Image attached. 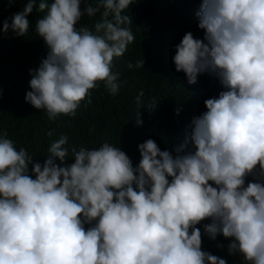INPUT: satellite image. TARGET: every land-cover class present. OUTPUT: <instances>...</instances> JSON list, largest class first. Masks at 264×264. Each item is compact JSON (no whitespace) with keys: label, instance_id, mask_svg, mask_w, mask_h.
<instances>
[{"label":"clouds","instance_id":"obj_1","mask_svg":"<svg viewBox=\"0 0 264 264\" xmlns=\"http://www.w3.org/2000/svg\"><path fill=\"white\" fill-rule=\"evenodd\" d=\"M19 2L23 10L0 33L26 36L35 10L44 13L35 33L48 48L29 70L27 103L54 122L91 103L100 82L118 94L112 66L134 42L124 25L135 0ZM98 13L91 27L79 23ZM197 16L204 37L185 33L175 69L190 84L206 73L224 90L204 101L175 153L149 138L134 165L105 141L73 147L69 163L62 135L40 162L0 130V264H227L203 249V234L229 239L243 264H264V0H202Z\"/></svg>","mask_w":264,"mask_h":264},{"label":"trees","instance_id":"obj_2","mask_svg":"<svg viewBox=\"0 0 264 264\" xmlns=\"http://www.w3.org/2000/svg\"><path fill=\"white\" fill-rule=\"evenodd\" d=\"M201 2L135 0L125 12L133 22L124 25L132 30L134 42L122 57L114 58L112 66L113 72L120 73L118 94L111 95L100 82L91 90V103L85 99L75 116L61 115L54 122L46 112L25 101L26 92L31 90L29 70L37 68L48 53L43 38L35 33V23L44 13L34 10L28 16L31 25L26 36L18 37L11 29L0 33V87L3 89L0 130L7 132L18 150L27 148L29 155L40 162L47 158L51 143L62 135L69 138L65 145L69 149V163L74 161L73 147L78 151L81 147H99L105 141L121 147L134 165L141 158L138 145L149 138L162 150L175 153L185 142L193 118L207 110L204 101L224 90L218 80L206 73L190 84L185 74L175 69V45L185 33L190 31L196 38L204 37L197 16ZM23 7L24 3L19 0L12 6L7 0H0V28L4 20ZM99 19V13L95 17L85 15L79 23L91 27ZM142 59L144 67H127L128 63L135 65ZM137 113L143 120L142 125L136 123ZM49 131L52 136L47 134ZM255 179L256 176L247 178L248 181ZM203 223L210 220L198 225L202 233ZM230 242L222 235L213 240L203 234L202 247L226 259L227 264H243L239 255L229 253Z\"/></svg>","mask_w":264,"mask_h":264}]
</instances>
